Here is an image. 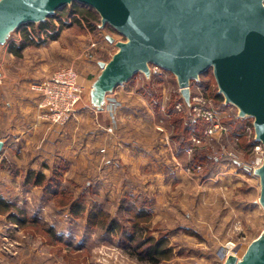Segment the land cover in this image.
<instances>
[{
  "label": "rangeland",
  "instance_id": "374dc122",
  "mask_svg": "<svg viewBox=\"0 0 264 264\" xmlns=\"http://www.w3.org/2000/svg\"><path fill=\"white\" fill-rule=\"evenodd\" d=\"M63 19L65 25L70 24L72 20L69 18ZM54 21L57 22V19ZM70 27H73L78 35L89 32L92 38L99 37L97 40H100L103 45H107L98 29L90 31L77 25H71ZM98 27L102 29L100 23ZM103 29L106 34L112 37L110 53H115V42L121 41L123 38L115 32H111L106 28ZM13 35L14 32H11L8 39ZM91 44H94V46H91ZM103 50V48L99 49L96 42H93L89 44V55L85 53L84 56H88V59L100 58L107 62L112 55L109 56ZM62 67L73 68L77 73V82L80 86L82 81L85 82L84 75H82L84 73L82 64L77 66L67 64L57 69ZM0 71L2 72V70ZM159 71L162 72L161 69ZM158 74V70L153 69L150 65L148 76L137 73L127 82L130 87L125 91L127 93L122 98V102L124 101L133 110L129 111L132 114L131 116L123 118L121 126V133L127 140L125 142L124 169H65L61 183L73 193L72 197H79L87 185H92L93 192L98 198L97 201L106 206L109 216L111 218L116 217L122 222V218L126 219L129 214L119 213L117 204L125 194L131 193L151 201L150 194L152 191H150L149 185L156 178V174L159 175V181H162L165 175H162L160 171L183 169L187 176L184 190L180 193V196L184 199L185 206L183 209L187 213L185 216L187 220H191L189 223L195 226L199 225L196 221L198 219V209L199 213H206L207 217L221 222L220 225L210 230L216 238H213L214 244L212 247L205 250L204 254L195 255L190 264L197 261L207 264H223L226 249L230 247V243L236 245L233 249L239 247L241 250L239 256H241L244 251L241 245H246V242L248 244L258 237L264 228V212L258 203L259 179L256 175H249L244 167H250L255 158L252 149L248 150V147L247 149L244 147V144L248 143L247 139L251 136L240 138L236 142L227 138L226 135L223 136L221 131L212 134L210 138L204 134L205 136L200 139V144L191 142V146L184 147L182 153L176 155L175 145L172 143L170 136H175V142L178 144L181 142L183 133H185L187 121H196L203 112L209 110L214 112V110L212 104L204 100L197 101L193 99L197 102L192 103V105L191 103L188 104L180 95L179 89L176 88L175 78L173 81L169 75ZM203 75L204 78L202 79L206 81L210 93H214L217 86L211 70L206 71ZM199 80H201V77L193 81L198 82ZM150 92L154 96L158 95L162 100L159 111H155L152 107L150 102L152 98L149 97L151 96ZM38 96L40 97V95ZM88 96L87 89L85 93L82 89L81 99H88ZM169 96L170 101L173 102L179 101V97L182 99V102L176 103L174 107L176 113L173 116L170 115V117L165 115L163 110ZM226 105L225 109L214 112V120L221 126H223L221 124L222 120L227 119L230 114L232 116L237 115V109L234 106ZM176 115L181 117L182 120L180 124L173 125L172 118ZM243 122L245 124L250 123L252 118L244 117ZM193 138L197 139L194 133L191 135V140ZM194 146H197V150H203L213 156L216 152L232 153L235 155V162L223 161V158L221 162L213 166L204 164L205 174H202L199 167L192 169V166L187 164L191 153H187V151ZM59 164L61 165L62 162H59ZM27 171H39L45 175L50 174V169H0V182L7 185L5 191L8 192L4 195L5 199L17 201L21 207L28 209L31 215H38L43 223L53 226L57 236L63 238H60L61 242H56L40 227L30 226L19 229L17 226L8 223L5 217L0 215V264H142L134 258L128 257L119 248L117 236L106 235L99 228H88L84 216L71 217L67 207L58 204L57 198L48 197V201L46 198L43 199L42 187L24 184ZM7 175H12L13 178H8ZM203 175L209 183V187H211L210 189L207 188L205 204L201 202V187L198 188L197 186L204 180L202 179ZM94 176L95 179H98L99 176L103 179L101 180L99 177L98 180H92L90 177ZM99 182L104 183L105 187ZM227 185H236V190H227ZM25 186H28L29 189H24ZM220 186L221 188H219ZM178 196L176 195V197ZM84 198L86 207H90L94 198L89 194H85ZM198 202L199 207L197 206ZM244 206L255 209L257 216L253 217L246 213ZM148 223L151 231L154 232L156 227L152 224V215ZM207 231L209 230L207 229ZM159 235L160 233L155 237ZM65 243L69 245L65 246ZM225 243L227 244L225 245ZM173 257L175 255L172 253L171 258L161 264H178V261L173 262L171 260Z\"/></svg>",
  "mask_w": 264,
  "mask_h": 264
},
{
  "label": "water",
  "instance_id": "95a60500",
  "mask_svg": "<svg viewBox=\"0 0 264 264\" xmlns=\"http://www.w3.org/2000/svg\"><path fill=\"white\" fill-rule=\"evenodd\" d=\"M72 2L92 8L101 28L123 38L107 62H98L89 92L94 106L135 74L148 76L150 65L171 73L189 104L190 81L211 70L224 103L252 118L264 150V0H0V45L16 28ZM254 174L264 212V156ZM223 264H264V228L239 258L230 254Z\"/></svg>",
  "mask_w": 264,
  "mask_h": 264
},
{
  "label": "crops",
  "instance_id": "0c3cea01",
  "mask_svg": "<svg viewBox=\"0 0 264 264\" xmlns=\"http://www.w3.org/2000/svg\"><path fill=\"white\" fill-rule=\"evenodd\" d=\"M99 31L107 45L97 40L99 37L92 38L89 32L78 35L73 27L62 30L53 40L26 46L20 57L9 51V43L19 42L21 29L0 45V73L4 77L0 85V169H54L58 161L65 162L67 169H124L127 140L121 133V126L123 118L131 116L129 111L133 109L122 102V98L129 84L124 83L107 93L101 108L90 102V96L85 101L81 99L75 105L71 119L62 126L40 117L37 107L40 97L29 90L31 82L42 80L60 66L82 64L85 82L80 84L83 92L87 89L89 93L100 73L98 62L103 61L84 56L90 53L89 44L96 42L109 56L114 53H110L112 37L103 28ZM143 104L146 106L144 101ZM160 173L165 178L159 181L156 174L149 185L152 224L156 227L152 235L155 237L160 233L168 240L175 255L171 259L173 262L190 264L195 255L204 254L212 247L215 236L210 230L221 222L212 220L206 213H199L198 209L196 221L199 225L190 224L183 209L184 199L180 196L186 173L183 169ZM6 177L13 178L12 175ZM90 178L93 180L95 176ZM202 179L197 186L201 187V202L205 204L207 188L211 187L204 175ZM229 186L227 190H236V185ZM23 188L29 189L28 186ZM6 189L7 185L0 182V196L5 198ZM244 208L246 213L257 216L255 209ZM247 245L246 242L241 248L245 250Z\"/></svg>",
  "mask_w": 264,
  "mask_h": 264
},
{
  "label": "trees",
  "instance_id": "16d2710c",
  "mask_svg": "<svg viewBox=\"0 0 264 264\" xmlns=\"http://www.w3.org/2000/svg\"><path fill=\"white\" fill-rule=\"evenodd\" d=\"M72 19L70 24L65 25L64 19ZM57 19V22L54 21ZM100 18L98 14L90 7L82 5L77 2H72L54 12V14L44 21L38 23H29L16 28L13 32H17L21 29L19 35V42L9 43V51L14 56L20 57L21 50L26 46L38 45L40 42L55 39L59 33L70 27L71 25H77L78 27H85L90 31L99 30L98 24ZM70 25V26H69ZM28 27V28H27ZM31 28V29H29ZM103 28L111 32H115L112 28L105 25ZM160 74L169 75L174 81V76L164 70H161ZM204 75H200L201 80L195 82L191 80L189 85V103H196L193 101L194 98H201L204 101L212 104L214 112L220 109H225L227 106L223 103V97L218 93L217 89L214 93H210L206 81L202 78ZM175 84V83H174ZM177 85V84H176ZM176 87V86H175ZM178 88V87H176ZM151 94V92H150ZM152 107L155 111H159L160 104H162L161 98L158 95L149 96ZM163 108L164 114L173 116L176 113V103L182 102L179 97V101H170L168 98ZM181 117L177 116L172 118V124L177 125L181 123ZM187 127L184 130L181 142L178 144L175 142L176 137L171 135L170 139L174 143V150L176 155L182 153L184 147L191 146V135L194 133L197 138L201 139L204 135L206 127L209 125V121L204 119L202 116L198 117L196 121H187ZM221 124L227 129L222 132V135H226L227 138L235 140L236 142L240 138L249 137L248 143L244 144V147H248V150L252 149L253 145L257 142L253 138V129L250 123H244L243 118L237 115H229L227 119L222 120ZM249 127L250 131H246ZM246 131V132H245ZM198 134V135H197ZM191 153L187 164L191 165L192 169L199 167V171L205 174L203 165L207 164L210 166L215 165L217 162L214 160L212 154H208L203 150H197V146L190 147ZM226 161V160H223ZM221 162V161H220ZM67 164L62 162L54 169H50V174L45 175L39 171H27L24 179V184H32L37 187H42V198H57L58 204L67 207V211L73 218L85 217L86 226L88 228H99L106 235L117 236L119 248L130 258H134L137 262L142 264H161L167 261L172 256V247L169 246L167 239L161 235L154 237L152 235L151 228L149 227L150 222V205L151 201L146 198L138 197L134 194L127 193L117 204L119 213L129 214L126 219L122 218V222L118 218H111L107 211L106 206L102 202L97 201V196L93 192V186L87 185L82 191L79 197H72V194L67 187L62 185V174L67 169ZM207 172V171H206ZM209 172V171H208ZM85 194H89L94 198L93 203L90 207H86V203L83 199ZM48 198V200H49ZM47 200V201H48ZM0 215L4 216L6 221L12 225L17 226L19 229L33 226L35 228H43L49 237L56 242H61V236L55 234L53 226L43 223L42 219L38 215H31L25 207H21L16 201H9L4 197L0 196ZM125 218V217H124ZM69 245L68 243L64 244Z\"/></svg>",
  "mask_w": 264,
  "mask_h": 264
},
{
  "label": "built area",
  "instance_id": "2783aa9c",
  "mask_svg": "<svg viewBox=\"0 0 264 264\" xmlns=\"http://www.w3.org/2000/svg\"><path fill=\"white\" fill-rule=\"evenodd\" d=\"M94 46V44H91ZM153 69H160L152 66ZM3 77L0 74V82ZM29 90L35 94L40 95V101L37 105L40 110V117L44 120L56 124L65 125L71 118L75 105L81 99L82 88L77 82V73L72 67H62L51 73L49 76L42 80L31 82L29 84ZM197 101L201 98H194ZM201 115V114H199ZM204 119L209 121V126L205 129L204 134L206 137L212 136L216 132H225L227 129L216 122L215 114L212 110L203 112L201 115ZM252 126V123H251ZM246 131H250L247 127ZM254 138V136H253ZM200 139H192V142L200 144ZM191 149L187 151L190 153ZM252 152L255 154L254 160L251 162L250 167L244 166L245 171L253 176L254 170L261 166L264 156V150L260 142H256L252 147ZM230 162H235V155L226 152H216L214 154V160L219 163L222 159ZM249 168V169H246ZM236 245L230 243V247L226 249L225 258L228 255H233L237 258L240 256V249H233ZM242 255V254H241ZM193 264H207L201 261L194 262Z\"/></svg>",
  "mask_w": 264,
  "mask_h": 264
}]
</instances>
